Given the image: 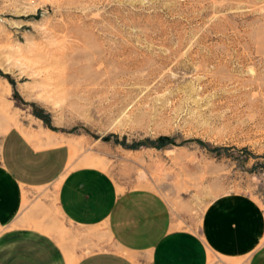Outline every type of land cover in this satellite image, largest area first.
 <instances>
[{
    "label": "rangeland",
    "instance_id": "rangeland-1",
    "mask_svg": "<svg viewBox=\"0 0 264 264\" xmlns=\"http://www.w3.org/2000/svg\"><path fill=\"white\" fill-rule=\"evenodd\" d=\"M37 123L179 229L222 193L264 204V0H0V142ZM56 205L54 236L84 230Z\"/></svg>",
    "mask_w": 264,
    "mask_h": 264
},
{
    "label": "crops",
    "instance_id": "crops-1",
    "mask_svg": "<svg viewBox=\"0 0 264 264\" xmlns=\"http://www.w3.org/2000/svg\"><path fill=\"white\" fill-rule=\"evenodd\" d=\"M71 152L45 123L4 134L0 264H264V204L254 195L222 193L205 207L199 231L179 229L162 193L122 187ZM53 198L66 221L114 247L84 254V230L54 236Z\"/></svg>",
    "mask_w": 264,
    "mask_h": 264
}]
</instances>
